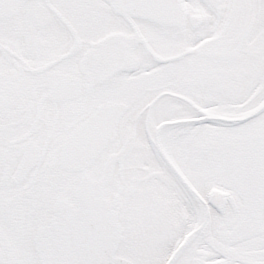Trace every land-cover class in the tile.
Returning a JSON list of instances; mask_svg holds the SVG:
<instances>
[{"label":"snow or ice","instance_id":"snow-or-ice-1","mask_svg":"<svg viewBox=\"0 0 264 264\" xmlns=\"http://www.w3.org/2000/svg\"><path fill=\"white\" fill-rule=\"evenodd\" d=\"M0 264H264V0H0Z\"/></svg>","mask_w":264,"mask_h":264}]
</instances>
